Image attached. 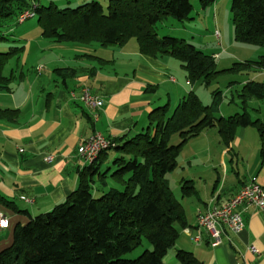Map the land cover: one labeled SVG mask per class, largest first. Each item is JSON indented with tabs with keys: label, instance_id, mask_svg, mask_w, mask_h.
I'll use <instances>...</instances> for the list:
<instances>
[{
	"label": "trees",
	"instance_id": "16d2710c",
	"mask_svg": "<svg viewBox=\"0 0 264 264\" xmlns=\"http://www.w3.org/2000/svg\"><path fill=\"white\" fill-rule=\"evenodd\" d=\"M215 1L201 0V4L206 8ZM33 9L46 39L105 48L123 47L136 40L143 56L180 61L190 84L202 81L208 86L224 72H264V57L219 72L213 56L184 39L160 38L158 24L169 18L178 22L190 19L191 0H110L107 13L95 1L76 9H59L27 0H0V26L11 20L19 23V17ZM231 12L236 40L264 47V0H233ZM17 50L22 49L0 54V93L10 91L16 79L14 74L4 76V70ZM65 72L75 73L71 69ZM222 97V93H215L211 105L205 106L190 92L172 114L169 105L153 111L142 133L111 139L113 146L85 168L78 189L64 203L15 227L12 244L0 252V264H167L166 257L187 227L184 207L167 179L178 169L186 144L217 129L223 144L230 147L240 129L257 128L264 168V125L253 120L248 111L251 100L264 103V83L250 80L243 84L239 95L241 114L217 117ZM16 113L0 110V119ZM175 135L181 140L176 146L171 145ZM113 150L121 154L111 164L114 171L112 166L103 170ZM110 179L117 185H112ZM181 193L183 198L198 195L190 181L182 182ZM0 203L12 205L1 195ZM145 240L152 251H145L135 260L124 258ZM176 260L178 264H203L184 250L176 252Z\"/></svg>",
	"mask_w": 264,
	"mask_h": 264
},
{
	"label": "crops",
	"instance_id": "0c3cea01",
	"mask_svg": "<svg viewBox=\"0 0 264 264\" xmlns=\"http://www.w3.org/2000/svg\"><path fill=\"white\" fill-rule=\"evenodd\" d=\"M100 47L111 57L98 56L92 48L84 55L49 58L35 68L36 76L23 73L11 84L10 91L0 93V110L17 111L0 119V195L12 203H0V212L8 219L7 229L0 233V252L12 244L18 224L25 225L30 218L51 212L78 189L87 167L77 154L82 142L96 133L110 140L134 137L145 130L153 111L170 107L171 91L183 96L179 104L193 92L186 89L193 86L188 79L181 87L172 75L171 57L143 56L136 40L123 47ZM212 56L216 61L221 59L218 53ZM69 69L75 73H63ZM179 69L186 79L187 73ZM85 87L103 99L97 121L92 111L70 98L71 92ZM221 114L225 117L222 109ZM217 143L221 147L222 139L217 129H211L182 149L179 189L183 181H190L198 195L181 196L187 227L181 230L167 264H178L179 250L191 252L203 264H264L263 210L241 206L246 229L238 234L226 229L219 246H213L209 234L199 226L200 212L231 200L251 178L256 177L264 187L261 143L238 144L239 150L233 143L227 147L228 153L223 148L221 153L217 151L214 161L213 146ZM228 156L229 166L221 175L217 163L220 157ZM48 157H52L51 162L46 161ZM103 166H111L110 156ZM196 238L200 241L196 242ZM251 247L257 252H251Z\"/></svg>",
	"mask_w": 264,
	"mask_h": 264
},
{
	"label": "rangeland",
	"instance_id": "374dc122",
	"mask_svg": "<svg viewBox=\"0 0 264 264\" xmlns=\"http://www.w3.org/2000/svg\"><path fill=\"white\" fill-rule=\"evenodd\" d=\"M92 1L100 3L105 13L109 7L110 0H27L28 3H37L42 6H56L59 9H76ZM233 0H216L214 4L202 7L201 0H191L193 5V13L189 20L178 22L172 18L158 24L157 33L160 38L173 37L178 39H184L186 43L194 45L199 51H202L206 55L212 56L215 53L221 55V59L216 61L217 70L226 71L231 69L236 63H245L247 61H258L261 57H264V47L248 45L236 40L234 25L232 22V6ZM0 26V54H6L9 52H15L16 49H22L16 51L15 56L11 59L9 64L4 70V76L10 77L14 74L16 78L24 73L27 77L36 76L35 68L39 65H44L49 61V58L53 57H67L68 55L75 53L78 55L88 54L89 50L97 52L98 56L103 57L106 55L102 48L98 44L84 45L72 42L57 43L54 40L46 39L42 37V28L39 25V16L36 15L32 19L25 21L22 24L11 20L9 22L1 23ZM219 36H218V34ZM135 42V41H134ZM40 49H44L45 53H39ZM93 53V52H91ZM106 57L110 58V54ZM173 62V76L181 84L180 86H186L187 78L185 79L180 73L181 68L180 61L172 59ZM175 64V65H174ZM49 69V66H45ZM51 69V68H50ZM178 70V71H177ZM176 74V75H175ZM256 81L264 83V73L262 75L255 74H235L232 72H224L216 76L210 85L206 86L202 81L193 83V86L187 87L188 91H192L200 97L205 106L211 105L213 96L219 92L223 94L220 108L223 115L226 118L241 114V99L239 97L243 83L247 81ZM179 92L171 91V114L179 105L181 99ZM221 109L217 117H221ZM248 111L253 120H260L264 125V103L258 100H251L248 103ZM215 130V129H214ZM180 138L175 135L171 139V145H178ZM236 148L238 144L243 146L252 145L255 143L260 144L261 138L257 128H245L240 129L234 140ZM217 145V146H216ZM223 150L229 152V149L222 143L213 146V159L216 161L218 155L217 151ZM235 148V151L237 149ZM239 150V149H238ZM110 162H112L121 154L117 151H111ZM221 156V154H220ZM217 170L223 175L226 168L229 166V156L224 159L219 158L217 163ZM112 166V165H111ZM113 170L114 171V166ZM239 167V166H238ZM107 169L105 166L103 170ZM242 170V166L240 167ZM182 170L180 167L167 177L170 187L173 190L175 197L181 201V191L179 189L181 181L180 174ZM112 185H117L113 179L109 180ZM121 189V187L119 188ZM152 246L145 240L143 245L134 250L133 252L126 254L125 259L135 260L140 257L145 251H152ZM174 254V250L170 251L169 256ZM165 259L166 263H170V257Z\"/></svg>",
	"mask_w": 264,
	"mask_h": 264
},
{
	"label": "built area",
	"instance_id": "2783aa9c",
	"mask_svg": "<svg viewBox=\"0 0 264 264\" xmlns=\"http://www.w3.org/2000/svg\"><path fill=\"white\" fill-rule=\"evenodd\" d=\"M33 10L24 12L18 19L19 24L31 19ZM70 98L82 104L89 111H92L93 119L95 121L98 120L99 112L103 106V99L100 96L93 95L90 89L85 87L80 92H71ZM112 146V140L100 133H96L80 144L77 154L86 166H90L95 163L94 153H103ZM20 152H23V150H20ZM46 161L51 162L52 157L46 158ZM241 206L254 207L264 211V187L258 183L256 177L246 182L241 191L231 200L221 203L206 213H199V226L209 234L213 246H219L222 243V234L226 229L234 234H238L246 229L247 222L242 212L239 211ZM7 227L8 219L0 212V233L6 230ZM195 241L199 242V238H196ZM250 250L253 253L257 252L255 247H251Z\"/></svg>",
	"mask_w": 264,
	"mask_h": 264
},
{
	"label": "bare ground",
	"instance_id": "6f19581e",
	"mask_svg": "<svg viewBox=\"0 0 264 264\" xmlns=\"http://www.w3.org/2000/svg\"><path fill=\"white\" fill-rule=\"evenodd\" d=\"M35 17V13H34V10H33V14L31 16V19ZM102 153H94V162H96L99 158V156L101 155ZM199 241H200V238H199Z\"/></svg>",
	"mask_w": 264,
	"mask_h": 264
}]
</instances>
